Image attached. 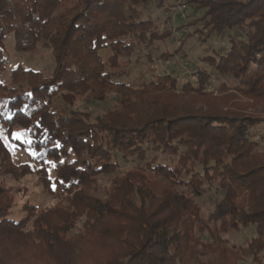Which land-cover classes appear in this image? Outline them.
Listing matches in <instances>:
<instances>
[{"label": "trees", "instance_id": "trees-1", "mask_svg": "<svg viewBox=\"0 0 264 264\" xmlns=\"http://www.w3.org/2000/svg\"><path fill=\"white\" fill-rule=\"evenodd\" d=\"M150 2L0 0V173H36L55 199L45 208L25 203L20 219L10 217L13 203L1 205V252L9 246L25 260L29 247L35 259L68 264L84 241L108 251L89 253L88 264H186L203 255L197 244L206 237L213 259L198 263L228 264L236 247L197 200L221 188L225 210L215 220L225 234L250 235L240 247L245 262L264 264V150L249 130L264 123V0H186L193 10L176 28L189 29L173 51L161 48L176 40L173 28L158 25ZM11 33L18 52L50 48L53 73L8 71L3 41ZM190 36L202 47L184 62L194 77L180 66L157 71L154 60L188 56ZM135 66L146 70L133 85L122 78ZM231 93L260 112L215 107ZM88 102L109 109L92 115ZM18 126L28 139L14 138ZM17 152L28 160L16 162ZM82 218L83 230L70 233Z\"/></svg>", "mask_w": 264, "mask_h": 264}, {"label": "rangeland", "instance_id": "rangeland-1", "mask_svg": "<svg viewBox=\"0 0 264 264\" xmlns=\"http://www.w3.org/2000/svg\"><path fill=\"white\" fill-rule=\"evenodd\" d=\"M165 3L164 7H158V0H152L148 6V11L152 16L156 19L158 25L163 28L164 26H167L168 28H173L172 37L176 38L175 41L172 39H167L168 44L162 43V49H169L170 51H173L174 48H177L178 44L180 43L181 36L184 34L183 30L186 31L189 29V27L185 26V29H177L176 27L182 25L181 20H185L188 13L192 12V8L189 7V5L186 3V0H163ZM203 13L202 10H199L196 12V16H201ZM192 30V29H191ZM171 37V38H172ZM195 36H190L187 41L183 42V52H186L188 56L186 58L179 57V54L175 57L173 56L168 61L163 60H154L153 66L155 69L159 72H162L164 70H167L169 73H172L171 69H173L176 66H180L184 71H187V77L193 78L194 74L191 70L188 69L187 65L184 63L185 60H195L196 56L194 52L195 50L200 47V41L195 39ZM178 40V42H177ZM199 49H202L199 48ZM3 51L6 58L9 60V67L8 71L12 68H15L19 65H22L25 68H32L38 71L43 72L44 75L48 76L51 75L54 71L56 62L55 58L52 54V51L50 48H44L43 46L39 45L38 48L35 51L31 52H25L21 53L18 52L15 48V36L13 33L7 35V37L3 41ZM146 68H141L140 66H135L132 73L126 77L122 78L124 81L128 82L129 84L136 85L141 81V73L142 71H145ZM148 73V72H147ZM146 73V74H147ZM184 75V76H185ZM233 94L231 97L233 99L229 102L227 101V98H220L218 99H224L223 102L219 101L215 104V107H217L219 110L222 107L229 108L232 107V109L235 111L243 110L241 114L251 112V113H259L260 109L257 108V105L254 103L255 101L247 99L245 97H240L236 93ZM187 99L199 101L198 103H202L205 105V100L203 98H200L196 95L190 94L184 96ZM84 102L83 97L79 96L76 98L75 104L77 107H80ZM231 102V103H230ZM253 105V106H251ZM84 106L89 107V114H96V113H104L106 110L109 109L108 104H96L93 102L85 103ZM83 106V107H84ZM231 110V111H233ZM251 131L250 136L252 138H255L260 144L261 149L264 150V123H261L259 126H256V128H249ZM17 133H23L25 134L23 138L19 140L28 139V132L25 128H22L20 126L14 128L13 136L16 138L15 134ZM14 160L18 163L26 162L28 160V156L23 152H17L14 155ZM110 177V175H108ZM107 176V177H108ZM106 180V178L102 179ZM9 185V187H12L13 189L8 190L7 193H4L3 191H0V206L5 205L7 203H13V206L11 208V218L14 219H20L26 215V213L22 210V206L25 203L36 205L40 208H45L48 205L50 206L55 201L54 196L51 195L47 189L44 187V185L40 182L39 175L36 173L28 174L23 179H19L10 175H5L4 173H0V190L1 186L3 185ZM231 189V187H229ZM229 188H225V193L227 194L230 192ZM243 195H237L236 197H233L232 199L235 200L237 203L241 202ZM227 199V196L224 194V191L220 188L219 192L217 189H213L211 192L206 193L201 198H198V202L201 205L202 208V215L207 219V222L211 225L212 228H216V231L219 232V234L223 237H228L231 239L230 245L235 246V250L237 255H234L232 259H226L223 263L228 264H247L245 262V253H242L240 250L241 246H246L247 242L250 238V235H246L245 233L240 234L242 236L239 237L237 234H225L222 232L221 226L222 222L216 221L215 218L219 216L222 212L225 210L224 201ZM86 218L80 219L77 223L75 228H72L70 233H76L77 229L83 230L84 223ZM206 238V237H205ZM200 238L198 241L197 247L198 249L202 250L203 255L199 256L197 259H190L187 261L186 264H199L200 258L206 260L209 262V260H212L213 257L209 256L207 254L210 253V250L215 249V247H210V245H207L208 247H205L204 244H210L211 241H207V238ZM229 245V246H230ZM2 249H5L4 252H1L0 248V264H63L65 262V259L59 258L57 261H53L50 259L47 260H40L38 257L35 259V255L31 254L33 252V249L27 247L25 250H23L22 247L16 248L23 250L22 253L26 254L25 260H21L16 258L13 253L11 252L9 246H1ZM101 246L95 245L93 243H84V241H79V244L75 246V250H73V258L69 261L68 264H88V258L87 255L89 253H93L92 257L94 259L99 258V254H107L108 251L100 248ZM205 247V248H204ZM210 247V248H209ZM199 250V251H200ZM8 254V255H7ZM32 255V256H31ZM28 256V257H27ZM201 261V260H200ZM67 264V262H65Z\"/></svg>", "mask_w": 264, "mask_h": 264}, {"label": "snow or ice", "instance_id": "snow-or-ice-1", "mask_svg": "<svg viewBox=\"0 0 264 264\" xmlns=\"http://www.w3.org/2000/svg\"><path fill=\"white\" fill-rule=\"evenodd\" d=\"M24 135L25 134H23V133H17V134H15V136H16L17 139L23 138ZM25 142L26 143H31V141H29V140H25ZM33 154H35V153H33ZM52 166L54 167L55 165L53 164Z\"/></svg>", "mask_w": 264, "mask_h": 264}]
</instances>
